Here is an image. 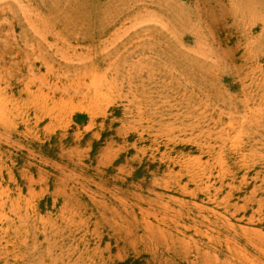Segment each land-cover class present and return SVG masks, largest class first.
Listing matches in <instances>:
<instances>
[{
  "label": "rangeland",
  "instance_id": "1",
  "mask_svg": "<svg viewBox=\"0 0 264 264\" xmlns=\"http://www.w3.org/2000/svg\"><path fill=\"white\" fill-rule=\"evenodd\" d=\"M0 264H264V0H0Z\"/></svg>",
  "mask_w": 264,
  "mask_h": 264
}]
</instances>
